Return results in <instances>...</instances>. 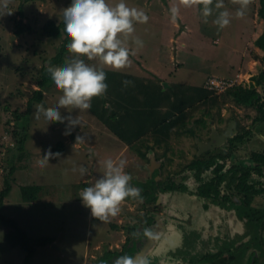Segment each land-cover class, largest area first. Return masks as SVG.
<instances>
[{"label":"rangeland","instance_id":"obj_1","mask_svg":"<svg viewBox=\"0 0 264 264\" xmlns=\"http://www.w3.org/2000/svg\"><path fill=\"white\" fill-rule=\"evenodd\" d=\"M116 2L108 0L113 5ZM126 3L147 17L146 20L133 22L132 33L118 34L129 49L128 62L117 69L102 66L98 58L89 60L81 57L86 63L103 67L107 88L95 98L105 99L107 105L120 99L125 84L130 89V84L143 79L133 76L138 69L147 74L146 69L154 74L158 72L165 79L162 84L170 82V86H199L208 75L213 74L233 78L241 65L245 66L243 49L244 57L248 56L249 60L245 44H248L251 34L257 35L262 27V20L256 15L259 0H126ZM69 6L70 0L25 4H20L18 0H0V191L8 170L14 167V173L9 177L11 189L0 206V217L14 220L32 239L50 237L53 240L46 247L36 248L27 264H95L103 252L109 251L108 245H103L98 251H94L93 246L101 232L113 233L112 229L103 220L93 218L79 198L81 189L103 175L106 159L124 161V171L131 176V185L132 181L144 183L158 172L156 180L164 181L169 177L177 183L183 182L188 191L185 194L174 192L171 196L170 193H159L156 203L150 204L144 203L140 193L139 197L127 202L129 205H124L126 211L122 207L116 215L122 219L120 227L130 224L139 235L142 233L136 241L138 253H142L143 241L150 243V238H153L157 244L159 237L167 234L166 245H160L156 253L150 255L153 256V263L174 260L171 264H191L205 256L220 255L209 264H264V249L258 254L261 247L252 241L254 229L240 219L241 224H232V228H229L226 219L231 212L226 213L229 211L222 208L224 204H209L205 209L203 200L196 196L197 183L188 173H184V168L195 156L209 158L227 152V143L201 154L198 149V143L210 140L208 130L211 126L221 127L222 109L229 110L228 119L237 122L235 134L248 132L244 144L235 145L224 163L226 167H251V155L264 153V108L261 112L263 120L255 121L261 117L257 109L237 107L243 111L236 113L229 108L233 102L226 92L213 94L212 101L196 105L186 113V128L192 129L198 138L172 134L165 155L162 156L163 148L159 147L149 151L146 159L138 157L135 150L128 148L121 152L123 143L112 136L90 114L88 108H61L62 114L71 112L78 121L75 127L68 130L66 121L47 125L42 118L38 119V108L33 104L24 125L22 116L26 113L27 100L37 89L40 68L67 40L64 34L61 38L44 36L42 27L47 21L60 23L64 9ZM222 12L228 15L222 17ZM241 12L242 15L238 14ZM222 19H227L228 23L220 25ZM253 20L259 21V24L253 25ZM17 27L24 29L18 37ZM185 27L188 28L187 32L176 45L168 42L170 37L181 36ZM257 50L255 46L250 48L251 61L259 60ZM73 55L68 50L66 62ZM157 59L160 60L158 64L155 63ZM173 59L179 65L173 63ZM253 68L247 76L241 77V85L238 86L255 89L260 97H264V86L256 84L261 72L264 76V61L259 60V65H253ZM179 90L183 92L185 89L181 87ZM43 94L47 108L57 106L60 90L52 84ZM200 120L205 123L204 128L197 123ZM23 127L27 139L22 151L17 140ZM67 130L75 136L76 142L68 136ZM139 144L137 147L143 151L144 145ZM59 149L60 152L57 151ZM48 150L59 155L45 159ZM235 151L240 152L238 157L234 156ZM81 168L85 169L83 174ZM204 177L210 178L211 174L206 173ZM261 181L264 182V177ZM233 184L234 181L226 179L220 187L221 194H235ZM25 186L39 187L35 201L22 200L20 191ZM253 204L257 208H264V196H256ZM107 220L110 225L117 222L112 216ZM10 229L8 225L0 223V264H24L25 252L13 247L6 239L5 235ZM126 233L125 236L129 235ZM88 245L91 248L84 262V251ZM252 249L258 250L251 252Z\"/></svg>","mask_w":264,"mask_h":264},{"label":"trees","instance_id":"obj_2","mask_svg":"<svg viewBox=\"0 0 264 264\" xmlns=\"http://www.w3.org/2000/svg\"><path fill=\"white\" fill-rule=\"evenodd\" d=\"M20 4L28 2H45L48 0H18ZM260 7L257 11V16L262 20L261 34L254 41V46L264 52V0H259ZM21 8H19V15H21ZM24 32L22 27L16 28L17 37ZM42 33L48 38H61L63 33L62 21L55 24L53 21H47L42 27ZM68 40H64L57 52L44 61V65L39 70V75L36 81L37 89L32 92L31 97L27 100L25 114L22 116L23 123L26 125L28 114L33 106L37 108L41 105L47 109L44 99V91L51 87L52 82L49 77V69L60 68L66 64V53L68 51L66 44ZM264 60V57L262 58ZM110 83V82H109ZM257 85L264 86V76L261 72ZM113 86V84H112ZM126 84L122 88V94L118 101L109 102L108 105L105 99H98L92 97L90 100V107L88 108L90 114L99 121L112 136L116 137L120 142L128 147L130 150H135L138 157L142 159L147 158L149 151L162 147L165 155L166 150L169 149L167 144L172 134H182L196 138L192 129H187V111L199 104H207L212 101V91H207L202 87H191L172 85L164 88L160 81H137L136 84H130V89ZM185 89L180 92L179 88ZM125 88V89H124ZM124 89V90H123ZM226 95L231 98L236 107H244L246 109H257L261 117L256 120H263L261 114L264 108V97H260L255 89H243L242 86H237L226 91ZM262 100V101H261ZM202 127H205L203 121H198ZM237 125V122H236ZM25 127V126H24ZM24 127L19 135V149L23 151L25 140L27 139ZM208 128H206L207 130ZM237 129V126H236ZM209 133L211 130H208ZM68 136L76 142L75 136L66 131ZM248 132L236 133L227 140V152L225 154H218L210 156L209 158H202L200 155L195 156L194 159L184 168V173H188L197 183L196 196L203 200L204 208L208 209L210 205L224 204L227 211L233 210L236 217L244 221L248 227L254 229L255 235L252 241L255 245L259 244V237L256 232L257 229L264 225L263 212L257 211L251 207V202L257 195L264 196V182L261 179L264 177V153H253L251 155L253 165H231L226 167L225 161L230 157L235 145L238 147L244 143ZM198 138V137H197ZM143 144L144 150H140L137 144ZM237 143V144H236ZM139 144V145H140ZM61 151V149L57 150ZM208 152V151H206ZM165 157V156H164ZM163 158V157H162ZM216 160L220 161L219 163ZM14 167H11L7 172V177L3 181V188L0 191V206L2 205L4 197H6L11 189L9 177L13 175ZM211 174L210 178H205L204 174ZM158 172H155L151 178L144 183L132 181V186L140 189V197L144 199L145 204L156 203L157 194L159 193H174L188 192L184 187L183 182L177 183L169 177L164 181L156 180ZM234 181L232 186L235 194L222 195L220 187L226 180ZM182 179V181H184ZM136 184V185H135ZM39 187L25 186L21 188V197L24 202L35 201ZM133 197H126L122 201H129ZM0 223L8 225L10 231L6 233V239L13 247H18L25 252L24 264H27L34 255L36 248L46 247L53 243L50 237H39L32 239L28 237L25 231L18 227L17 223L8 218L0 217ZM125 232H128L127 238L119 252H105L102 257L98 259V263L113 264V261L121 255L134 256L138 251L137 242L142 233L139 235L134 226L130 224L124 226ZM126 233V234H128ZM220 256V255H218ZM217 255L213 257L205 256L199 259L204 263L212 262ZM194 262V261H192Z\"/></svg>","mask_w":264,"mask_h":264},{"label":"clouds","instance_id":"obj_3","mask_svg":"<svg viewBox=\"0 0 264 264\" xmlns=\"http://www.w3.org/2000/svg\"><path fill=\"white\" fill-rule=\"evenodd\" d=\"M204 11L207 14V7ZM220 15L226 17L228 14L222 12ZM146 19L142 11L127 6L126 0H117L114 5L108 0H70V6L62 13V23L68 40L66 47L74 55L63 67L49 69L51 82L61 95L57 106L47 109L42 105L38 107L37 118H42L47 125L66 121L68 130L75 127L78 121L71 112L62 114L61 108L87 109L91 98L101 95L107 88L103 67L86 63L81 57L89 60L98 58L102 66L117 69L124 66L128 62L129 49L118 34L132 33L133 22ZM219 23L223 26L228 20L222 19ZM56 155L59 153L48 150L44 158ZM103 167V175L79 193L80 201L90 215L101 220L117 215L124 198L140 195V189L130 184L131 176L124 171L123 160L114 162L106 159ZM80 171L83 174L85 169ZM113 264H144V261L141 256L121 255Z\"/></svg>","mask_w":264,"mask_h":264},{"label":"crops","instance_id":"obj_4","mask_svg":"<svg viewBox=\"0 0 264 264\" xmlns=\"http://www.w3.org/2000/svg\"><path fill=\"white\" fill-rule=\"evenodd\" d=\"M173 15H175L174 13H173ZM256 15H257V13H256ZM257 18H258V16H257ZM253 25H258L259 24V21L258 22H256L255 20H253V23H252ZM187 29L188 28H186L185 27V32L184 33H182L181 32V36H177L176 38H174V39H172V37H170L169 39H168V42L169 43H173L174 45H176V42L178 41V39L179 38H181V37H183L184 36V34L187 32ZM255 31H256V29H255ZM261 34V29H260V31H259V33L256 35V34H251V36L249 37V40H248V44H245V48H246V50H247V52H248V54H249V60H248V56H245L244 57V55H245V53H244V49H243V55H242V57H243V59H244V64H245V66H243V65H241V67L238 69L239 71V73L238 72H236L235 73V75H234V77L232 78V77H224V76H218V75H216V74H213V75H208L207 77H206V79L207 78H209V77H219V78H226V79H237L238 81H241V77L242 76H247V74H248V71L249 70H254V68H253V65H255L256 67L259 65V60H260V62L261 61H264V60H262V58L264 57V52L263 51H261V50H257V56L258 57H260L259 58V60H256V59H254V60H250V58L251 59H253L251 56H250V52H249V50H250V48L251 49H253L254 48V45H253V43H254V41L258 38V36ZM198 36H199V34H198ZM202 38H204V37H202ZM181 43V46H183L184 44H183V42L181 41L180 42ZM177 49L175 48V51H176ZM235 53V52H234ZM172 59V58H171ZM165 60H166V58H165ZM160 62V60L159 59H157L156 60V64H158ZM173 63H177V61L175 60V59H173ZM177 65H179V62L177 63ZM147 71H148V74L147 73H145V72H143V71H140L139 69L138 70H136L137 71V73H136V75H133V76H136V77H141V78H143V80L144 81H160V84H162L164 81H165V79H163V77H162V75L161 74H159L158 72H155V74L152 72V70H148V69H146ZM251 74H253V73H251ZM130 75H132V74H130ZM156 75H158V76H156ZM249 76V75H248ZM161 78V79H160ZM206 79L202 82V84H200L199 86H194V87H202L203 88V84H204V82L206 81ZM165 83V82H164ZM169 84H170V82L167 84H162L163 86H164V88H167L168 86H169ZM191 87H193V86H191ZM226 107V106H225ZM229 108H232V109H234L235 110V112L236 113H239V114H241V112L243 111V110H239L233 103H232V106L231 105H229ZM222 114H221V117H222V120H220L219 122H221V127L220 128H218V127H213V126H211L209 129L212 131L213 129L216 131V133L218 134V135H223L225 132H226V130H227V126H228V124L231 122V119H228L229 117L227 116V115H229V113H230V111L229 110H227L226 111V109L225 110H223L222 109ZM234 121V120H233ZM235 122V121H234ZM235 129H236V122H235ZM210 135H211V132H210ZM116 138V137H115ZM117 139V138H116ZM118 140V139H117ZM119 141V140H118ZM202 143H207V142H202ZM244 144V143H243ZM224 145V144H223ZM127 146L126 145H124L123 144V146H122V151L121 152H125V151H127ZM130 150V149H129ZM155 150H156V148H155ZM162 153H163V150H162ZM239 153L240 152H238V151H235V153H234V156L235 157H238V155H239ZM118 154V153H117ZM115 155H116V152H115ZM150 156V155H149ZM166 195H168L169 193H165ZM171 194L172 193H170L169 195L171 196ZM183 194V193H182ZM185 194V193H184ZM175 197L177 196V193H175V195H174ZM169 198L170 197H168V200H169ZM127 202H130V201H121L120 202V204H119V208H122L123 207V209H124V211H126V208H125V206L124 205H129V204H127ZM216 209V208H215ZM217 210V213H219L220 215H221V212L218 210V209H216ZM226 213H230V212H226ZM118 215V214H117ZM235 215V213L234 212H231V215L228 217V219H226V221H227V223H229L230 225V227H232L231 225L233 224L234 226H235V224H238V222H237V218H236V216H234ZM112 217H115L116 218V220H117V222L114 224V225H110L109 223L110 222H108V220L107 219H105V220H103L104 222H106L108 225V228L110 227V229H112V232L113 233H110L109 231H105V234L104 233H102L101 232V236L96 240V242L94 243V246H93V249H95L94 251H98L103 245H108V250L110 251V252H119L121 249H122V247H123V244H124V242H125V240H126V237L127 236H125V227L124 226H121L120 227V222L122 221V219H121V217H119V216H112ZM93 218H95V217H93ZM215 219V215H214V217H213V220ZM118 227H120V228H118ZM98 230H100V229H98ZM123 232H125L124 234H123ZM111 236H113V237H111ZM167 234L165 235V234H162V237H159V240H158V243L156 244L155 242H154V240H153V238H150V243H145L143 240V247H142V253H138V251H137V253H135L134 254V256H141L142 258H143V261H144V264H151V263H153V259H152V257L153 256H150L151 255V253L152 252H155L156 253V249L158 248V247H160V245H163V244H165L166 245V242L168 241L167 240ZM109 237H111V238H109ZM151 237V236H150ZM154 237V236H153ZM163 239H164V241H163ZM142 243V242H141ZM89 248H91V246H87L86 247V250L84 251V258H83V260H84V262H86L87 261V259H88V253H89ZM139 250V249H138ZM165 251V250H164ZM105 252H108V251H105ZM105 252H103V254L105 253ZM102 254V255H103ZM139 254H141V255H139ZM102 255L100 256V257H102ZM146 255H149L148 257L146 256ZM91 257H94V256H91ZM100 257H98L96 260H95V264H99L98 263V259L100 258ZM147 257V258H146ZM146 258V259H145ZM166 257H164V259H165ZM174 260H160V261H155L153 264H171L172 262H173ZM101 264H106V263H101ZM110 264V263H109Z\"/></svg>","mask_w":264,"mask_h":264},{"label":"water","instance_id":"obj_5","mask_svg":"<svg viewBox=\"0 0 264 264\" xmlns=\"http://www.w3.org/2000/svg\"><path fill=\"white\" fill-rule=\"evenodd\" d=\"M235 135V122L228 124L227 130L223 135H218L214 130L211 131L210 140L207 143H198L199 154L219 148Z\"/></svg>","mask_w":264,"mask_h":264},{"label":"built area","instance_id":"obj_6","mask_svg":"<svg viewBox=\"0 0 264 264\" xmlns=\"http://www.w3.org/2000/svg\"><path fill=\"white\" fill-rule=\"evenodd\" d=\"M240 81L237 79H226L219 77H209L203 84V89L215 92L216 94L226 92L229 89L237 87Z\"/></svg>","mask_w":264,"mask_h":264},{"label":"flooded vegetation","instance_id":"obj_7","mask_svg":"<svg viewBox=\"0 0 264 264\" xmlns=\"http://www.w3.org/2000/svg\"><path fill=\"white\" fill-rule=\"evenodd\" d=\"M207 142H208V141H207ZM225 144H226V143H225ZM257 196H259V195H257ZM262 196H263V195H262ZM255 198H256V197H254L253 200H252V202H251V207H252L253 209L257 210V211L263 212L262 214H264V208H257V207H255V205L253 204V201H254ZM229 212H234V211H233V210H229ZM234 213H235V212H234ZM236 218H237V217H236ZM237 222H238L239 224H241L240 221L238 220V218H237ZM242 223L245 224L244 221H242ZM231 226H232V225H231ZM228 227H229V228H232V227H230L229 225H228ZM256 232H257V234H259V235H258V237H259V241H261V239H262L263 242H262V243L259 242V244H257V245H260V247H261V248L259 247L260 250H258V249H252L251 252H252V251H255V252H256V250H258V254H259V252L262 251V250L264 249V225H263L262 228L257 229ZM257 245H256V246H257ZM255 248H256V247H255ZM251 252L249 251V254H251ZM213 261H215V259H214ZM213 261H212V262H213ZM209 263H210V262H208V263H204V262H202V263H201V261H200V262L197 261V262H193V263H191V264H209ZM188 264H189V263H188Z\"/></svg>","mask_w":264,"mask_h":264}]
</instances>
